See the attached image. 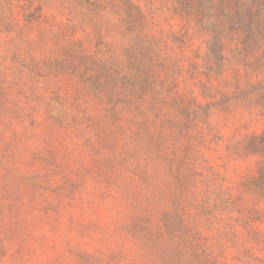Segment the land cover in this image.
Segmentation results:
<instances>
[{
  "label": "rangeland",
  "instance_id": "obj_1",
  "mask_svg": "<svg viewBox=\"0 0 264 264\" xmlns=\"http://www.w3.org/2000/svg\"><path fill=\"white\" fill-rule=\"evenodd\" d=\"M133 2L151 19L153 34L186 29L169 0ZM69 18L58 0H0V264H107L97 259L133 246L126 234L113 238L115 229L137 214L157 216L165 208L143 155L145 141L137 136L140 120L128 111L121 128H110L83 85L60 70L73 39L91 54L99 49L94 23L78 19L76 35L59 36L58 25ZM204 22L208 29L202 32L196 21L190 24L185 69L174 85V93L200 106L184 116L197 139L198 170L213 166L242 198L243 209L264 212V200L239 186L255 175L257 158H230L226 151L264 130V47L228 45L221 69L207 60L215 20ZM104 41L108 47L122 43L118 34ZM208 126L217 136L212 143L204 137ZM183 202L207 236L228 232L227 226L243 230L236 212L199 216L190 199ZM255 226L264 229L262 222ZM227 248L224 261L242 264Z\"/></svg>",
  "mask_w": 264,
  "mask_h": 264
},
{
  "label": "trees",
  "instance_id": "obj_2",
  "mask_svg": "<svg viewBox=\"0 0 264 264\" xmlns=\"http://www.w3.org/2000/svg\"><path fill=\"white\" fill-rule=\"evenodd\" d=\"M58 2L67 5L70 17L68 23L58 25L59 36L76 35L75 22L81 19V23H94L99 40L98 51L91 54L83 43L73 39L74 49H68L60 70L83 85L101 107L102 118L110 128H121L122 115L128 111L140 120L137 136L145 141L143 155L151 168L159 200L165 205L157 216L142 212L113 231L116 239L126 234L133 244L130 252L122 248L97 260L107 264H118L122 259H127L128 264H227L224 260L228 244L237 251L235 259L240 263L264 264V229L255 226L257 222L264 223V212L243 209L242 198L234 195V187H227L226 179L213 166L198 170L200 157L194 148L197 139L184 116L200 106H192L187 97L174 93L187 61L184 53L190 46V24L196 21L202 32L208 29L204 19L214 18L207 60L223 69L228 45L241 42L244 49L251 51L264 47V0H169L186 29L160 35L150 31L151 19L133 0ZM112 17L117 18L116 23ZM115 34L121 38V46L108 47L104 40ZM162 73L166 80H162ZM170 80L173 87H166ZM261 89L264 98V86ZM204 137L211 143L217 139L209 126ZM226 151L230 158H257L255 175L239 186L264 200V130L230 143ZM106 162L107 168L112 167L114 157H107ZM200 197L205 198L198 205ZM184 199H190L189 205L193 204L199 216L218 211L238 213L236 221L242 232L227 226L228 232L205 235L190 221Z\"/></svg>",
  "mask_w": 264,
  "mask_h": 264
}]
</instances>
